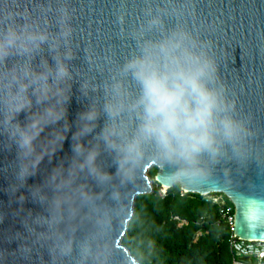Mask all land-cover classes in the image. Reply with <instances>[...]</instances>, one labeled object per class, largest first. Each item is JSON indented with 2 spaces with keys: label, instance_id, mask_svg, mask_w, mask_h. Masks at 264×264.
<instances>
[{
  "label": "clouds",
  "instance_id": "1",
  "mask_svg": "<svg viewBox=\"0 0 264 264\" xmlns=\"http://www.w3.org/2000/svg\"><path fill=\"white\" fill-rule=\"evenodd\" d=\"M190 3L143 0V19L123 33L134 42L130 54L117 62L110 52L93 51L85 55V75L72 64L78 47L70 0H0V137L15 149L9 191L27 187L43 209L35 215L29 209L21 220L27 233L17 234L22 255L40 247L47 264H109L113 227L128 213L125 189L147 160L175 186L202 180L222 161L252 159L260 129L237 111L220 79L212 39L183 23ZM126 13L122 2L118 23ZM167 18L176 22L168 26ZM74 82L88 103L73 131ZM66 141L70 155L29 185ZM105 155L115 171L107 170ZM19 200L23 211L25 197Z\"/></svg>",
  "mask_w": 264,
  "mask_h": 264
},
{
  "label": "water",
  "instance_id": "2",
  "mask_svg": "<svg viewBox=\"0 0 264 264\" xmlns=\"http://www.w3.org/2000/svg\"><path fill=\"white\" fill-rule=\"evenodd\" d=\"M122 2L127 7L123 24L118 23L116 15ZM70 6L76 10L72 20L76 29L74 46L78 47V58L72 61L75 67L87 75L85 55L93 51L98 55L110 52L117 62L130 54L134 42L125 39L123 33L143 19V0H70ZM190 8L192 14L185 17L183 23L212 39V52L217 59L221 81L236 101L237 111L250 115L260 134L254 144L253 157L247 164L222 161L212 166L202 180L178 186L186 194L224 195L233 206L232 236L246 242H264V51H261L264 49V0H191ZM175 22L174 18L165 20L168 26ZM209 25L216 26L217 31L208 32ZM49 62L52 61L49 59ZM90 74L100 78L98 73ZM87 103L88 99L79 92V83L74 82L68 105V121L73 131L75 118ZM20 119H24L23 114ZM67 155H70V148L66 141L52 163H48L46 158L38 174L29 179L28 184L41 183L51 167ZM102 158L107 170L115 171L111 158L106 155ZM14 162L15 149L4 147L3 137H0V264H47L49 257L44 248H35L31 255H22L17 250L24 242L17 234L27 235L22 218L29 209L33 215L43 212V209L32 202L27 187L19 189L15 195L9 191L10 184L14 182ZM154 167L157 169L154 182L165 190L173 187L166 183L164 170L155 160L149 159L144 163L137 182L125 189L128 213L113 227L109 264H139L121 245V240L133 216L135 198L153 192L148 172ZM21 195L25 197L23 211H20ZM86 231L87 226L76 233L77 237ZM63 264L72 262L67 260Z\"/></svg>",
  "mask_w": 264,
  "mask_h": 264
},
{
  "label": "trees",
  "instance_id": "3",
  "mask_svg": "<svg viewBox=\"0 0 264 264\" xmlns=\"http://www.w3.org/2000/svg\"><path fill=\"white\" fill-rule=\"evenodd\" d=\"M156 172L155 167L148 172L153 192L135 198L121 245L139 264H231V233L219 220L218 206L201 196L182 194L178 185L160 196ZM173 217L186 224L177 227Z\"/></svg>",
  "mask_w": 264,
  "mask_h": 264
},
{
  "label": "built area",
  "instance_id": "4",
  "mask_svg": "<svg viewBox=\"0 0 264 264\" xmlns=\"http://www.w3.org/2000/svg\"><path fill=\"white\" fill-rule=\"evenodd\" d=\"M165 191L162 194L159 193V195L163 197ZM182 194L186 193L182 192ZM201 197L206 203L218 206L219 220L227 226L231 233L229 237V247L232 253L231 264H264V242H246L232 236L233 206L226 205L223 197L219 194H207ZM172 219L177 223V227L186 224L178 217ZM244 259L247 261H244Z\"/></svg>",
  "mask_w": 264,
  "mask_h": 264
},
{
  "label": "rangeland",
  "instance_id": "5",
  "mask_svg": "<svg viewBox=\"0 0 264 264\" xmlns=\"http://www.w3.org/2000/svg\"><path fill=\"white\" fill-rule=\"evenodd\" d=\"M151 186H152V189H153L154 186H153L152 182H151ZM163 191H165V190H164L163 188H161V189L159 190V193L162 194Z\"/></svg>",
  "mask_w": 264,
  "mask_h": 264
}]
</instances>
